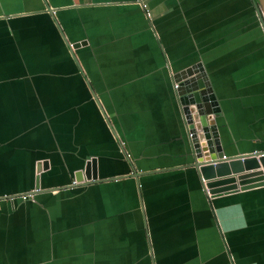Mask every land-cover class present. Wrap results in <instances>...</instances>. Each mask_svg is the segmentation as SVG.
<instances>
[{
  "label": "crops",
  "instance_id": "obj_1",
  "mask_svg": "<svg viewBox=\"0 0 264 264\" xmlns=\"http://www.w3.org/2000/svg\"><path fill=\"white\" fill-rule=\"evenodd\" d=\"M256 24L248 0H0V264H264V188L212 210L193 169L137 186L126 162L182 163L172 73L194 62L225 155L264 150ZM86 157L99 181L76 185Z\"/></svg>",
  "mask_w": 264,
  "mask_h": 264
},
{
  "label": "water",
  "instance_id": "obj_2",
  "mask_svg": "<svg viewBox=\"0 0 264 264\" xmlns=\"http://www.w3.org/2000/svg\"><path fill=\"white\" fill-rule=\"evenodd\" d=\"M45 10L48 13L52 12L47 5H45ZM255 19L257 24L253 28L257 27L262 31L263 22L258 11ZM262 32L264 35V31ZM81 42L84 41H77L69 45L66 40L64 41L71 54L70 48H76ZM172 79L176 82L173 98L184 130V136L179 135L178 137L182 149L179 156L183 161L170 167L136 171L132 162L126 159L131 171L130 176L134 178L135 184L139 185L138 177L143 174L193 169L212 210L210 196L228 194L231 191L239 193L249 191L252 193L253 190L264 188V150L225 155V144L221 135V130L225 125L224 119L219 115L218 101L202 64L194 62L184 66L172 73ZM90 93L100 111L103 112L93 91L90 90ZM106 122H109L108 119ZM121 151L124 153L123 149ZM95 160V157H86L84 163L74 170L72 177L76 185H86L99 181L96 178ZM46 168V159H38L35 162L34 171L36 175L33 192L40 190L38 187L39 173ZM120 177L116 176L110 179L117 180ZM52 189L49 188L48 190ZM224 198L220 199L224 200Z\"/></svg>",
  "mask_w": 264,
  "mask_h": 264
},
{
  "label": "flooded vegetation",
  "instance_id": "obj_3",
  "mask_svg": "<svg viewBox=\"0 0 264 264\" xmlns=\"http://www.w3.org/2000/svg\"><path fill=\"white\" fill-rule=\"evenodd\" d=\"M249 1V9L253 16L256 15L258 11L260 16L262 17L263 22V30L264 31V0H248Z\"/></svg>",
  "mask_w": 264,
  "mask_h": 264
},
{
  "label": "built area",
  "instance_id": "obj_4",
  "mask_svg": "<svg viewBox=\"0 0 264 264\" xmlns=\"http://www.w3.org/2000/svg\"><path fill=\"white\" fill-rule=\"evenodd\" d=\"M173 87L176 88V83L173 84ZM224 158V156H222ZM72 183H75L74 181H72ZM34 191V189H33ZM32 191V192H33ZM31 193H27V194H19L17 195L19 199L21 200H25L27 199L29 196H30ZM13 197H15V195H8V194H1L0 195V199H3V200H11Z\"/></svg>",
  "mask_w": 264,
  "mask_h": 264
}]
</instances>
